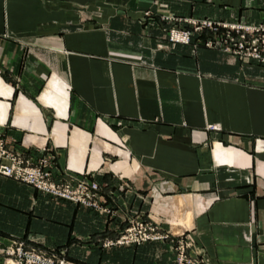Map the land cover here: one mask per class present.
<instances>
[{
  "label": "crops",
  "instance_id": "0c3cea01",
  "mask_svg": "<svg viewBox=\"0 0 264 264\" xmlns=\"http://www.w3.org/2000/svg\"><path fill=\"white\" fill-rule=\"evenodd\" d=\"M145 11L257 22L264 0H0V138L109 183L201 264H264V69L170 46ZM104 224L0 177L3 241L82 264H170L167 244L102 250Z\"/></svg>",
  "mask_w": 264,
  "mask_h": 264
},
{
  "label": "rangeland",
  "instance_id": "374dc122",
  "mask_svg": "<svg viewBox=\"0 0 264 264\" xmlns=\"http://www.w3.org/2000/svg\"><path fill=\"white\" fill-rule=\"evenodd\" d=\"M157 19L162 25V31L164 34V39L170 46H187L190 47L191 52L195 51L198 47L202 46L205 49L213 50L219 52L227 57H231L234 59L238 65L239 69L243 68H252L259 67L264 69V63L261 60L256 59L257 53L249 52L240 48V42L248 41L250 48L252 49V43L254 44L255 38H258V33L254 32L255 29H264V19L259 20L257 22L251 21H240V19L233 18L230 20H222L210 17H200V16H183L177 15L172 12H165L160 14H154L150 11H145L143 13V21H153ZM177 34V36L184 37L187 35V40L184 38H180L176 40L173 35ZM264 36V33H262ZM261 42V41H260ZM264 49V48H263ZM260 55V54H258ZM261 56V55H260ZM264 57V53L263 56ZM138 62L139 59H137ZM150 64L148 61L143 59V65ZM0 141L5 145L6 149L10 151V153L15 156L18 155L20 159L23 161V166L30 169L32 172L38 173L42 179L39 180L45 187L38 188L36 185L23 182L21 180H15L12 177H6L0 174V177L5 179H10L15 182L27 185L33 188L37 193L41 196L50 198L53 201H63L70 204H73L82 209L88 210L89 212L96 213L100 216V218L105 221V225L112 222L111 225L112 232L115 234V237H106L101 236L100 238V248L102 250H110L112 248H141L145 245H157V244H167L171 249V262L170 264H175L176 261V253L175 249L177 243L176 240L173 239V242L162 241V242H148L141 245H131V246H111L118 238L120 232L126 227V221L132 219L134 222H141L146 226L151 225L158 229V232H165L166 230L162 229L159 224L156 222L149 220L146 215H143V212L140 210H134L133 208H125L123 203L125 200H122L119 195L113 196L111 191L109 190V183L107 182H99L96 179L87 178L86 176H77V175H60L54 172L53 165L49 162L47 156L43 157L46 159V163H39L40 158L35 157L33 155L26 156L23 153H19L17 151H13L11 147L7 144L5 140L0 138ZM83 179L85 181L94 183L97 185L98 190L95 193H92L93 197L90 200H93L88 203L82 202H74L67 198H62L53 192L50 191V186L54 187L56 190L63 189L67 183L72 180L71 178ZM115 179L118 186H122L125 188L127 192H131L134 194L133 190H131V184L126 182L124 178L120 175H116L112 177ZM125 182V183H124ZM49 187V188H48ZM48 188V189H46ZM133 189V188H132ZM143 201V199H142ZM96 205V206H95ZM94 206V207H93ZM107 226L104 227V229ZM168 231V230H167ZM185 242V252L188 257H191L195 260L196 264H201V262L197 259V257L193 254L191 250L190 244L187 240L183 239ZM11 242H16L17 244H23V250L25 252H35L34 255L42 256L47 259V257L51 258L54 261V264H59L60 262H64L67 264H82L77 261H74L68 257L67 251L64 249H58L55 251H47L39 246L30 245L26 243L24 240L15 239V240H7L3 241L0 239V264H18L19 258L18 255L15 254L13 256H8L7 253L11 251L10 244ZM143 258V253L141 254ZM25 261L24 258H22ZM25 263V262H23ZM144 264V263H141ZM151 264V262H150Z\"/></svg>",
  "mask_w": 264,
  "mask_h": 264
},
{
  "label": "built area",
  "instance_id": "2783aa9c",
  "mask_svg": "<svg viewBox=\"0 0 264 264\" xmlns=\"http://www.w3.org/2000/svg\"><path fill=\"white\" fill-rule=\"evenodd\" d=\"M254 32L258 33V38H255L254 44L252 43V49L249 46L248 41H241L240 42V48L244 49L246 51L252 50V52L257 53L256 59L261 60V62L264 63V36L262 33H264V29H255ZM181 36V35H180ZM177 36V34H174L173 37L179 41H181L180 38H184V40H187V35L184 37ZM261 41V42H260ZM260 54V55H258ZM209 130H215V126L209 125ZM18 155H14L10 153L8 149H6L5 145L0 141V174L6 177H12L15 180H21L23 182H27L33 185H36L38 188L45 187L41 182H39L42 177L36 173L30 171V169H27V167L23 166V161ZM39 163L45 164L46 159L40 158ZM69 183L66 184V186L63 189L56 190L53 186H50V191L54 194L62 197L70 199L74 202H82V203H88L90 206L93 204H90L93 195L92 193H95L98 188L97 185L88 181H85L83 179L78 178H71ZM46 188V189H48ZM96 206V205H95ZM94 207V206H93ZM126 227L120 232L119 238L111 244V246H131V245H141L148 242H162V241H168L173 242V239L176 240L175 243H177L175 252L176 253V261L175 264H196L195 260H193L191 257H188L185 252V242L183 238L175 237L172 233L169 231L165 232H158V229L145 224H142L141 222H134L132 219H129L126 221ZM10 252L7 253L8 256H13L16 252L19 258L18 264H54V261L47 257V259L42 256H36L34 255L35 252H25L23 250V244H17L16 242H11L10 244ZM22 258L25 259V261L22 260ZM11 262V261H10ZM9 264H12L10 263ZM25 262V263H23ZM59 264H67L63 261Z\"/></svg>",
  "mask_w": 264,
  "mask_h": 264
}]
</instances>
